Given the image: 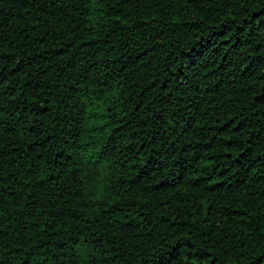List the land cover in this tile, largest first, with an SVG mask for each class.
Instances as JSON below:
<instances>
[{"label":"trees","instance_id":"1","mask_svg":"<svg viewBox=\"0 0 264 264\" xmlns=\"http://www.w3.org/2000/svg\"><path fill=\"white\" fill-rule=\"evenodd\" d=\"M0 264H264V0H0Z\"/></svg>","mask_w":264,"mask_h":264}]
</instances>
